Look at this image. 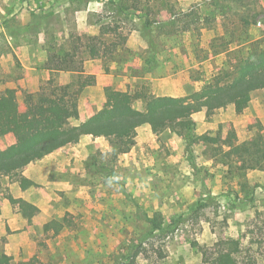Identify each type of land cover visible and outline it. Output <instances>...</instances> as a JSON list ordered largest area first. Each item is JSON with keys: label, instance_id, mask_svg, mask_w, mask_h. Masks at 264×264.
I'll return each mask as SVG.
<instances>
[{"label": "rangeland", "instance_id": "1", "mask_svg": "<svg viewBox=\"0 0 264 264\" xmlns=\"http://www.w3.org/2000/svg\"><path fill=\"white\" fill-rule=\"evenodd\" d=\"M146 21L152 27L142 38ZM104 39L122 43L128 92L185 97L214 77L231 81L241 60L264 51V0H0L4 104L11 96L17 102L6 85L23 79L25 67L81 70L92 60L86 45L108 49ZM192 120L188 141L147 125L126 153L104 139V151L86 156L66 179L49 159L32 170L39 178L27 188L34 202L27 212L10 202L25 191L17 177L2 178L0 255L10 264H214L221 244L236 240L238 264H264V172L240 170L224 157L230 139L264 138V89L249 95L240 114L228 106ZM154 215L162 231L151 236L146 217ZM49 222L63 223L59 234L44 231Z\"/></svg>", "mask_w": 264, "mask_h": 264}, {"label": "trees", "instance_id": "2", "mask_svg": "<svg viewBox=\"0 0 264 264\" xmlns=\"http://www.w3.org/2000/svg\"><path fill=\"white\" fill-rule=\"evenodd\" d=\"M151 27L152 22L146 21L143 24L142 38H145ZM90 41L95 42L98 39L93 37ZM102 41L99 44L109 45L108 49L105 48L107 51H121L120 39L109 43L105 39ZM146 41L148 49L153 52L155 43L147 38ZM89 45L90 42L86 45L90 49V59L100 58L102 48L96 49L94 45ZM149 60L155 62L153 57ZM43 68L51 71L63 70ZM70 71L82 72L77 69ZM83 86L81 76L80 89ZM263 89L264 51L257 53L253 60H241L231 81L221 84V81L214 77L212 82H205L198 91L185 97L154 96L145 93L143 89L133 92L107 89L104 92L106 104L103 110L96 112L83 123L72 125L71 120L78 113L77 93L60 88L55 78L50 77L40 85L43 94L23 92V102L29 116L24 120L19 119L18 104L13 96L9 97L7 104H4L0 97V138L19 129L16 143L0 150V180L17 177L20 189L26 190L32 183L21 175L23 167L79 141L85 134L113 140L118 151L122 153L134 147L133 134L143 125H148L153 133L169 130L188 141L195 127L193 114L205 111L209 115L228 106H233L235 113L240 114L247 108L249 95ZM138 99L144 101L143 110L134 107V102ZM202 140L212 144L218 143L217 138L203 137ZM227 148L224 157L235 161L240 170L264 172L263 136H257L252 141L239 145H234L230 139ZM10 202L18 205L22 212L33 209L32 204L21 198H10ZM146 220L150 226L149 235L153 236L155 232L162 231V219L159 216L146 217ZM62 227L63 223L49 222L44 225V231L53 228L54 235H57ZM237 253L238 241L226 240L221 244L214 264H238L234 256ZM10 261L11 258L7 255H0V264H10Z\"/></svg>", "mask_w": 264, "mask_h": 264}, {"label": "crops", "instance_id": "3", "mask_svg": "<svg viewBox=\"0 0 264 264\" xmlns=\"http://www.w3.org/2000/svg\"><path fill=\"white\" fill-rule=\"evenodd\" d=\"M125 49L128 50V42L125 45ZM134 49V48H131ZM121 67L122 72L120 75L114 73L115 69ZM27 71L23 74V79L19 80L17 84L8 83L6 89H12L15 91V95L18 97V112L19 119L24 120L28 118L26 107L20 96L23 91L30 93L39 92L40 85L49 80L50 73L54 74V77L60 88L71 92H76L78 96V113L71 123L74 125L83 123L92 117L96 112L103 110L106 104L105 90L113 88L117 91L128 92V60L119 59L118 51H107L102 49L100 58L92 59L86 63L82 72L77 71H64V70H48L37 69L35 67H25ZM127 72V73H126ZM83 76L84 86L80 89V77ZM145 126V125H143ZM148 126V125H147ZM15 133L7 134L0 138L1 143H6L1 150L16 143ZM105 138L94 137L91 134L83 135L79 141L67 145L56 152L48 155L42 160L31 162L22 168V175L34 184L38 183L37 174L33 173V169H40L42 163L52 159L55 163L53 168L56 174L62 178H67L73 171L79 167L83 168V162L86 156L94 154L97 151H104V144L101 142ZM66 185H70V181H67ZM34 189V188H31ZM29 189L23 191L20 198L26 202L33 204L34 202L26 197V193ZM47 200V198H45ZM50 201V199L48 198Z\"/></svg>", "mask_w": 264, "mask_h": 264}]
</instances>
